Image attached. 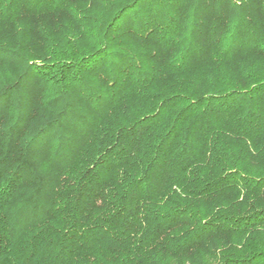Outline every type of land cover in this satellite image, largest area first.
Returning a JSON list of instances; mask_svg holds the SVG:
<instances>
[{"label": "trees", "instance_id": "1", "mask_svg": "<svg viewBox=\"0 0 264 264\" xmlns=\"http://www.w3.org/2000/svg\"><path fill=\"white\" fill-rule=\"evenodd\" d=\"M0 264H264V0H0Z\"/></svg>", "mask_w": 264, "mask_h": 264}]
</instances>
